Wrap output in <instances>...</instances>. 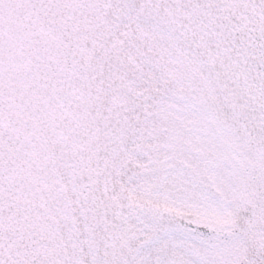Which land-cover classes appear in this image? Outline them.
I'll list each match as a JSON object with an SVG mask.
<instances>
[{
	"label": "snow or ice",
	"instance_id": "1",
	"mask_svg": "<svg viewBox=\"0 0 264 264\" xmlns=\"http://www.w3.org/2000/svg\"><path fill=\"white\" fill-rule=\"evenodd\" d=\"M0 264H264V0H0Z\"/></svg>",
	"mask_w": 264,
	"mask_h": 264
}]
</instances>
